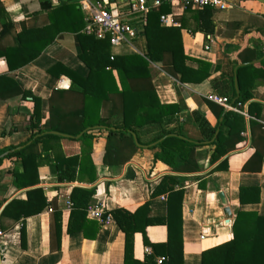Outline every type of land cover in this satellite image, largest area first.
I'll return each instance as SVG.
<instances>
[{
  "label": "crops",
  "instance_id": "obj_1",
  "mask_svg": "<svg viewBox=\"0 0 264 264\" xmlns=\"http://www.w3.org/2000/svg\"><path fill=\"white\" fill-rule=\"evenodd\" d=\"M102 1L113 12L125 13L133 0ZM227 1L234 4L228 9H216L213 16V33L198 29L199 22L195 15L179 6H173L179 25H168L183 26L181 27L183 48L185 54L190 57L186 61L188 66L198 68V60L211 63V75L207 80L198 84H184L165 71L162 63L152 61L150 64L151 81L163 104L176 103L181 97L185 98L190 111L184 110L176 117L184 122V132L192 140L202 138L200 118L204 117L212 126L218 122L205 99L212 94L228 97L235 88L232 74L240 64L264 63V55L256 58V54H264V0ZM51 2L53 6H58L69 0H51ZM74 3H77L76 8L81 10V21L76 26L81 25L84 30L86 12L82 9L80 0ZM0 6L6 9L8 18L14 23L15 31L18 32L22 29L23 23L43 24L46 21V12L41 11L42 13L39 12L40 14L36 16L31 14L40 10V0H0ZM71 12H74L72 8ZM128 19L139 31V35L131 44L111 45V54L146 55L149 51L144 28L146 22H142L137 16H130ZM202 23L205 25L207 20ZM75 35L74 32L69 31L60 33L37 59L14 71L9 70L5 60L0 61V74H7L23 89L31 90L41 98V127L45 133L53 131L50 121V97L53 91L55 89L68 91L73 84L72 78L65 69L84 79L90 73L89 66L78 55L79 43ZM7 38V43H12L14 40L13 36ZM51 68H54L53 72H50ZM112 74L118 86L122 88L117 68L112 69ZM141 82L142 80H138L136 84ZM252 94V99L245 104V111L248 113L250 102L262 104V111L258 117L246 115V130L243 132L245 140L214 164L210 162V157L215 146L205 142L196 150L199 171L182 174L188 177L184 186L183 201L185 264H202V252L205 249L230 240L233 237V223L240 209L256 210L264 215V157L260 170L244 169V165L255 153L249 119L255 118L261 124L264 122V81H260L252 89ZM79 104L70 97L67 108ZM33 106L32 101L20 98L0 99V150L17 147L30 141L33 131L26 129L25 126L33 113ZM115 108L112 101L105 102L102 115L118 121L121 115L113 114ZM150 128L152 127H142V135ZM90 130L94 134L92 159L98 174L97 180L93 183L87 182V177L83 180L60 181L53 172L50 162L45 158H39L38 183L34 186L18 188L13 182V171L19 164L17 159L5 158L0 164V231L3 233L0 236V264H124L125 238L115 220L102 225L88 213L87 217L90 220L99 222L98 229L92 224H86L85 230L71 233L67 231L72 208H66V199L71 198L75 187H95L94 200L101 203L106 211L124 207L133 212L150 200L151 216L167 215V197L160 195L151 198V194L165 175H179V173L173 172L164 162L155 160L158 149L140 144L138 151L123 165L109 164L105 162L108 148L107 130L100 131L97 128ZM62 136L64 138L59 142L48 143L55 146V153L63 152L70 155L80 151L83 143L72 140L69 136ZM44 146L43 142L39 143L40 152H44ZM7 153L0 157H5ZM224 159H227V168L216 170ZM258 164L259 162H256L254 166ZM78 168L79 166L76 165L71 167L76 172ZM20 169L23 170L21 164ZM245 186L261 188L259 203L241 204L238 198L239 189ZM33 188H41L47 201L51 202L50 206L53 208V205H56L62 211L63 234L59 249L56 248L57 241H51L52 212L48 210L50 206L27 217L24 240L21 235L24 221L16 220L13 214H18L20 209H26L25 205L12 209L11 215H5L3 212L5 206L12 200L27 202L28 190ZM221 191L224 192L227 205L231 209L230 218L224 214L226 205L220 198ZM148 234L154 242L166 241L168 229L165 225L150 226ZM145 253L143 236L137 233L135 255L144 259Z\"/></svg>",
  "mask_w": 264,
  "mask_h": 264
},
{
  "label": "trees",
  "instance_id": "obj_2",
  "mask_svg": "<svg viewBox=\"0 0 264 264\" xmlns=\"http://www.w3.org/2000/svg\"><path fill=\"white\" fill-rule=\"evenodd\" d=\"M75 1L69 0V2L53 6L51 0H40V10L31 14L36 16L41 11L46 12L45 23H23L19 32L15 31V25L8 18L6 9L0 6V61L5 60L9 70L14 71L37 59L60 33L69 31L76 34V40L79 43L78 55L89 66L90 73L84 79L65 69L72 78L73 84L68 91L58 89L53 91L50 97V121L51 130L66 134L70 139L80 141L83 145L80 151L74 154L55 153V146L48 143L59 142L64 137L43 131L41 98L31 90L23 89L7 74H0V99L20 98L32 101L34 104L33 113L25 126L26 129L33 131L30 141L17 147L0 150V155L8 152L0 159V164L5 158L17 159L19 164L13 171V182L18 188L34 186L38 183L37 160L39 158H45L47 162H50L53 172L60 181L83 180L87 177L86 181L93 183L97 180L98 174L92 159L94 134L90 129L107 130L108 148L105 162L116 165H123L138 151L139 145L134 137L136 135L141 145L158 149L155 153L156 161L164 162L173 172L179 173V175H165L151 194V198L160 195L167 197L168 213L162 217L151 216L150 200H148L133 212L124 207H118L105 211V216L110 214L124 234V264H185L183 201L184 186L188 177L182 174L199 171L196 150L205 142L215 146L210 157V162L213 164L243 142L247 116L206 98L205 101L218 122L212 126L204 117L200 118L202 138L192 140L184 132V122L176 117L184 110L190 111L185 98L181 97L179 102L170 104H163L159 100L151 81L152 61L162 63L165 71L184 84L202 83L211 75V63L208 61L198 60V68L186 64L190 57L185 54L183 48L181 34L183 26H168L161 22V15L171 12V5L167 0H162L163 3L158 8L150 10L147 14L144 28L149 51L146 55H112L108 37L97 38L85 33L82 30L83 26H76L81 21V10L76 8ZM71 8L74 12H71ZM186 10L195 15L199 22L198 29L206 33L214 32L213 16L216 8L208 6L202 9L187 8ZM206 20L207 23L204 25L202 21ZM8 36H13L12 43L6 42ZM263 55L256 54V58ZM238 63L237 61L236 64ZM114 68L119 71L122 88L118 86L112 74ZM53 69L51 68L50 72H53ZM235 75L238 77L240 93H237L235 87L228 98L230 103L243 110L244 105L253 97L252 89L260 81H264V63H249L238 67L232 74L233 84ZM138 80H142L141 84H136ZM70 97L80 104L67 108ZM109 101H112L116 107L113 114L121 115L118 121L112 120L110 116L102 115L103 104ZM239 103L242 106H239ZM261 111L262 104L249 103L248 114L258 117ZM249 122L255 153L244 165V169L260 170L264 157L263 125L255 118L249 119ZM146 126L152 128L144 131L142 135L141 129ZM155 130H157L155 133H151ZM79 135L80 137L77 138ZM40 142L45 144L44 152L39 151ZM256 162L259 164L254 166ZM20 164L23 170L20 169ZM74 165L79 166L77 172L71 169ZM227 165V159H224L216 170H225ZM28 194L27 202L12 200L3 211L5 215H11L12 209L25 205L26 209H20L22 211L18 210V214H13L16 220L24 221L21 231L22 240L26 237L27 217L51 205L41 188L30 189ZM95 194V187L73 189L71 200L74 205L67 229L69 233L85 230L86 224L94 225L95 229L99 228L98 221L87 217L90 205L96 203L93 197ZM238 198L241 204L259 203L261 188L259 186L240 187ZM51 212V241H57L56 248L59 249L63 234L62 211L53 205ZM155 225L167 227L166 241L154 242L150 239L148 228ZM232 229L233 237L230 240L202 252V264H264V215L256 210L240 209ZM137 233L142 234L143 245L153 249L151 254H144V259L135 255ZM158 257L164 258L162 263L157 262Z\"/></svg>",
  "mask_w": 264,
  "mask_h": 264
},
{
  "label": "built area",
  "instance_id": "obj_3",
  "mask_svg": "<svg viewBox=\"0 0 264 264\" xmlns=\"http://www.w3.org/2000/svg\"><path fill=\"white\" fill-rule=\"evenodd\" d=\"M171 5L172 10L170 13H163L161 15V22L166 25H179L176 17V13L173 10V6L183 7L185 9H202L205 7H213L216 9H228L233 6L234 3L227 0H167ZM163 3L162 0H133L130 2L129 7L125 13H115L108 5L102 0H80L82 9L86 12L85 28L84 32L92 34L97 38L110 39L112 46L131 44L139 35V31L129 22L130 16H137L142 22H146L147 14L150 10L158 8ZM209 49V47H207ZM209 99L223 105L227 109L240 111L241 113L248 115L245 109L240 110L239 107L230 103L227 96L209 95ZM239 106H242L239 103ZM245 108V105H244ZM264 130V122L262 123ZM73 201L71 198L66 199V208L71 209L73 207ZM48 210L51 212L53 208L50 206ZM104 206L96 202L90 205L88 213L96 218L102 225L111 223L113 217L109 214L105 216ZM3 233L0 231V236ZM204 238V236H203ZM153 252L152 247H146V253L151 254ZM163 257H158L157 262L162 263Z\"/></svg>",
  "mask_w": 264,
  "mask_h": 264
},
{
  "label": "water",
  "instance_id": "obj_4",
  "mask_svg": "<svg viewBox=\"0 0 264 264\" xmlns=\"http://www.w3.org/2000/svg\"><path fill=\"white\" fill-rule=\"evenodd\" d=\"M244 65H246V64H240L238 67H240V66H244ZM238 67H237V68H238ZM236 70H237V69H236ZM235 87H236V91H237V93L239 94V93H240V89H239V85H238V77H237V75H235ZM47 133L57 134V135H60V134H61V133L56 132V131H49V132H47ZM61 135L68 136V135H66V134H61ZM78 137H80V135H79ZM135 139H136L137 144L140 145V143L138 142L136 136H135ZM0 158H2V157H0ZM220 198H221L222 202L226 205V207H225V209H224V214H225V216H226L227 218H230L231 215H232V212H231L230 207L227 205V199H226V196H225V194H224L223 191L220 192Z\"/></svg>",
  "mask_w": 264,
  "mask_h": 264
}]
</instances>
